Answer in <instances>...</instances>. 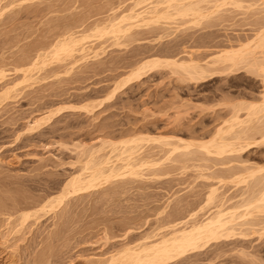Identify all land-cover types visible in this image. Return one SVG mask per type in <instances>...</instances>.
<instances>
[{
	"label": "rangeland",
	"instance_id": "374dc122",
	"mask_svg": "<svg viewBox=\"0 0 264 264\" xmlns=\"http://www.w3.org/2000/svg\"><path fill=\"white\" fill-rule=\"evenodd\" d=\"M238 1L240 9L226 3L200 24L181 19L131 29L119 40L92 37L105 49L98 59L73 70L70 60L49 61L34 72L37 80L9 95L7 85L22 80L37 54L68 33L91 34L132 0L5 1L13 5L0 13V71L8 75L0 77V264H100L128 246L159 240L196 211L204 219L223 197L227 207H240L257 195L264 177V111L249 123V140L236 151L204 157L196 145L232 124L238 109L246 120L247 107L262 105L261 74L246 71L245 64L235 72L217 64L204 79L167 64L192 56L206 66L221 51L260 38L264 6ZM154 58L162 61L157 68L126 81L141 62ZM130 139L144 150L142 159L157 165L140 168L139 178L114 179L57 206L66 185L82 173L88 151L103 145L100 159L110 146L121 149ZM164 140L196 147L169 158L158 143ZM245 167L260 172L244 184L237 178ZM214 188L220 199L207 201ZM50 199L57 205L45 215L39 208ZM255 221L167 264H264V215Z\"/></svg>",
	"mask_w": 264,
	"mask_h": 264
},
{
	"label": "bare ground",
	"instance_id": "6f19581e",
	"mask_svg": "<svg viewBox=\"0 0 264 264\" xmlns=\"http://www.w3.org/2000/svg\"><path fill=\"white\" fill-rule=\"evenodd\" d=\"M5 1L6 0H0V13L4 12V10L9 8V6L13 5V2L11 4L9 2L5 3ZM259 1H261L263 7L264 0ZM226 3L235 5L236 7L233 6L234 8L241 6L238 5V0H132L131 5H128L129 7L118 14V16L115 14L116 16L114 15L112 19H108L106 22L104 21V23L102 22L100 25H95V28L90 30L91 34H88V32H84L68 33L66 35H63L60 40L56 41L51 47H49V50L37 54L36 58H33L34 60H31L32 62H29V67L22 72V80H20V82L15 81L12 85H7L4 93L5 95H9L13 92L17 93L19 91V87H21L22 85L24 87V84L37 80L38 76L35 78L36 74H34V72L37 71L38 73L40 70L43 71L44 67L46 65L48 66L47 63H49V61H55L56 63H58L64 60H70L72 61V63L69 64L71 65V70H73V68H75V66L80 62L86 63L90 60L98 59L105 53V49L97 48L94 43L95 41L92 42L90 40L92 37L96 39H102L104 37L107 38L106 36H110L112 38H115L116 40H119L120 38L122 39V37H124V35H126L131 29H137L138 27H152L154 24L163 23L167 26L168 23L169 25L170 23L172 25L174 21H178L181 19H186L188 20V22H192L193 24L199 23V21H201L202 19H207V17L211 15L213 16V14L217 13L218 11L220 12V9H222V7ZM259 6L261 7V5ZM240 8L241 7H239V9ZM213 58V60L211 59L212 61L206 63V66L200 65V63L196 62L192 56L182 61L171 60L168 61L167 64H170L173 67L184 71L192 77L196 76L195 78H204V75L209 72V69L207 70V68L212 65L222 64L227 66L226 64H228V67L226 68L228 72H235V70H239L238 67L240 65L242 67V64H245L244 67L246 66V71L250 70L249 72L251 73L252 71L253 73L258 72L259 74H261L264 82V32H262L260 38L257 37V39L255 40L252 39L247 44L240 45L238 49H225L223 50V52L221 51V53L217 54V56ZM51 62L50 64L55 63ZM160 62H162L160 58L148 59L141 62L138 67L136 66L137 68L134 69L131 74H129L130 77L128 76V80L126 81L129 82L138 79L139 77H141L142 73H144L143 71L150 67L157 68ZM41 65L44 67H40ZM6 73V70H1L0 77L2 76V79H7L8 75ZM195 78L193 79L198 81V79ZM25 87L28 86L25 85ZM262 95V107L257 105H251L247 107L246 109L248 114L246 120H242V117L238 114L242 110L238 109L236 111L235 109L236 113L234 112L235 114L233 123L228 124L229 126L227 128L222 127L218 129L216 136L211 141L200 143L199 145L197 144V148L200 152L202 151L203 153H200L197 150L196 153H200L202 156L204 155V157L213 155L223 156L226 153H232L236 151V145H238L242 141H245V139L249 140V138L247 137H249L251 134L249 136L247 135L248 133L252 132V129L249 128V123H252L253 120H255V118H258V116L264 111V91ZM255 129L256 128H254V130ZM136 141V139H130V141L126 140L124 142L122 141L121 149L119 146V149L116 146H110L111 148L108 150L109 152L107 151V154L104 155V157H100V159L98 158V154H101V152L104 151L103 145L102 147L100 146V149L97 148L88 151V153L86 154V162L82 167V173L73 178V180H71L66 185L61 193V196L59 195V198H57L56 200L54 199L55 202H58V205L54 202V200H52V198L50 199L51 201L45 202L46 204L44 203V205L42 204V207L39 208L40 212L42 213L44 211L45 215H47L46 213H48L55 207L53 203H55L57 206H59L60 204L62 205L63 200L71 195L80 194L82 192L98 188L99 186L103 184L105 185V183H108L112 180L114 181V179L117 178H139L140 168L157 165L155 164V162L153 163L141 158L140 154H142L141 150L143 149L142 147H138L137 144L136 146H134ZM158 143H161L163 147L168 148L167 150L170 156L169 158L180 151L187 153L190 148H194L195 146V143L193 146V144L187 142H184V145L182 146L180 145L182 143H174L170 140H164ZM86 151L87 150H85V152ZM85 152L83 151V153ZM188 153L189 155L191 154V152ZM139 156L141 160L145 162L140 161L139 163H137L136 161H138L137 159L139 158ZM259 172L260 171L258 170L255 171L254 169H252V167H245L243 173L239 175L237 179H240V182L244 183L248 179L251 180V178L253 179L257 177ZM142 173L143 172H141V177ZM238 174L236 173L235 175L237 176ZM261 179L263 180L259 181V190L256 188L257 195L255 194L252 199L250 198V195L249 198L251 200L246 199V202H242V205H240V207H227L225 197L219 200V197H221L218 195L219 190L214 188L211 190L207 201L215 202V200L218 199L219 204L215 205V210L208 215H206V212V214L203 215L204 219L199 221V211H196V213L190 214L187 222H180L174 225L170 228L171 230L169 231L168 235L162 236L159 240L135 245L133 247L128 246L124 250L118 252V254L112 255L100 264H167L168 262L182 257L187 253H190L191 251L193 252L199 250L206 243L212 242L214 240L217 241L222 237H228L229 234L233 235L232 232H235L237 230V226H239L241 229L244 225L246 226L248 224L256 226V221L258 220L255 221V219H257V216L264 215V177H262ZM209 205H212V203H210ZM238 208H242L244 210L242 212H239V210L237 211ZM47 209L50 210L46 212ZM28 218L29 214L26 216V218L24 217L25 220ZM241 225L243 226L241 227Z\"/></svg>",
	"mask_w": 264,
	"mask_h": 264
}]
</instances>
